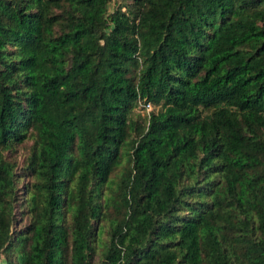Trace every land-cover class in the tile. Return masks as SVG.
I'll return each mask as SVG.
<instances>
[{
	"label": "trees",
	"instance_id": "1",
	"mask_svg": "<svg viewBox=\"0 0 264 264\" xmlns=\"http://www.w3.org/2000/svg\"><path fill=\"white\" fill-rule=\"evenodd\" d=\"M110 1L0 0L4 264H264V0Z\"/></svg>",
	"mask_w": 264,
	"mask_h": 264
},
{
	"label": "rangeland",
	"instance_id": "2",
	"mask_svg": "<svg viewBox=\"0 0 264 264\" xmlns=\"http://www.w3.org/2000/svg\"><path fill=\"white\" fill-rule=\"evenodd\" d=\"M111 4H112V0L109 2L108 6H111ZM153 108H155V107L153 106ZM132 110H133L134 113L135 112L142 113V112H147L148 111V109L144 108L143 106H140L139 104H136L133 107ZM28 141L29 140L26 139L25 141H22V142L18 143L16 145V149H13L12 150V154H15V156H17V158H20L21 157V154H22V151L25 148V146H26V144H27ZM117 168H118V166L115 168V172H116Z\"/></svg>",
	"mask_w": 264,
	"mask_h": 264
},
{
	"label": "built area",
	"instance_id": "3",
	"mask_svg": "<svg viewBox=\"0 0 264 264\" xmlns=\"http://www.w3.org/2000/svg\"><path fill=\"white\" fill-rule=\"evenodd\" d=\"M142 106L144 107V108H146V109H155L156 108V106L155 105H153L149 100H144V101H142ZM153 106L155 107V108H153Z\"/></svg>",
	"mask_w": 264,
	"mask_h": 264
},
{
	"label": "crops",
	"instance_id": "4",
	"mask_svg": "<svg viewBox=\"0 0 264 264\" xmlns=\"http://www.w3.org/2000/svg\"><path fill=\"white\" fill-rule=\"evenodd\" d=\"M0 264H4V259L1 255H0Z\"/></svg>",
	"mask_w": 264,
	"mask_h": 264
}]
</instances>
